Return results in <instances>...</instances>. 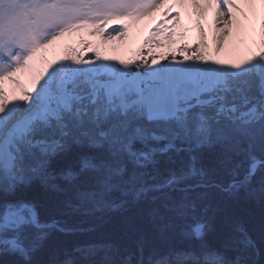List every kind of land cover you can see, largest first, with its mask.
<instances>
[{
	"label": "snow or ice",
	"instance_id": "1",
	"mask_svg": "<svg viewBox=\"0 0 264 264\" xmlns=\"http://www.w3.org/2000/svg\"><path fill=\"white\" fill-rule=\"evenodd\" d=\"M165 0H0V254L15 264H40L33 256L53 231L69 232L58 221L41 220L24 192L33 181L65 195L63 206L92 214L137 208L140 223L126 221L136 235L123 251L110 241L73 249L60 264H264V232L259 243L240 226L217 242L209 190L230 195L240 189L264 198V0H174L190 4L198 42L178 49L184 63L154 67L120 60L121 67L96 49L94 57L69 48L61 59L44 53L65 34L91 29L101 43L127 35ZM214 10L212 40L219 54L245 46L232 60L211 59L201 24ZM172 21L151 30L144 44L163 47L184 40ZM258 20V24L256 21ZM119 24V27L110 26ZM83 43V42H82ZM37 64L40 66L37 67ZM30 74V84L20 74ZM9 85L12 87L9 88ZM219 148L205 164L198 153ZM58 175L54 160H66ZM223 167L239 180L220 185ZM63 182V186L56 181ZM147 226L145 229L144 226ZM151 236V241L149 239ZM156 240L169 247L161 255Z\"/></svg>",
	"mask_w": 264,
	"mask_h": 264
},
{
	"label": "trees",
	"instance_id": "2",
	"mask_svg": "<svg viewBox=\"0 0 264 264\" xmlns=\"http://www.w3.org/2000/svg\"><path fill=\"white\" fill-rule=\"evenodd\" d=\"M142 53H143V58L148 59L149 61L150 56L148 55L146 57L145 51L144 52L142 51ZM198 155L201 156L205 164H209L213 162L214 160H216L217 158H219L221 155V152L219 148L211 149V150L202 149L200 150V153H198ZM71 160H72V157H69L66 160H54L53 165H52V170L54 174L58 175L59 170L63 166V164L65 162H70ZM241 176H242V169L237 174H232L230 169L219 167L215 175L213 176V179L216 183L226 186L228 185V182L234 179L239 180ZM56 182L58 184H61V186H63L62 181L57 180ZM252 187L257 189V192L255 194H250V192L245 191L244 189H240L239 191H236L234 194L240 195L238 198H236L237 200L234 198V194L230 195L216 188H212L209 190L211 205H212V208L215 210V218H214L215 231L210 233L208 236V239L211 242H214L220 239L223 233L227 231L230 227L237 226L239 225L240 221L244 220L243 222L245 224L244 228L246 229V231H250V234H251L250 236L259 243L261 234L262 232H264V198L260 196L259 191H258L259 178L253 181ZM24 195L28 199H31V198L35 199L38 207L40 208L39 209L40 213L43 214L44 217L48 216V218H50L51 220L58 219V221H63V222L71 221L70 225H73V226H75L76 220L77 221L81 220L80 218L74 220L72 216L67 215L73 210L66 213V210L68 211L70 209H67L63 206V201L66 198L64 194L48 191L39 183V181H33L32 185L28 189L25 190ZM103 213H105V215L107 216H110V217L103 219L102 225H104V227H107L108 225L110 226L116 225L115 223L121 222L122 225L125 226L124 231H127L128 233H130L128 237L123 238L124 240H118L117 242H112V243H114V245L117 246L119 244V241L124 242L126 246H123L120 244L123 247V249L124 248L133 249L136 235L128 230L126 221L140 223L137 218L138 209L129 208L127 211L120 212V213L119 212L117 213L116 211H112L111 213L101 212L102 215ZM233 214H234V217L232 216ZM232 217L237 218V219H234V223H233V220L231 222ZM84 220L91 221V222L96 221L93 213L89 214V216ZM253 222H255L257 227H254V225L252 224ZM259 222L263 224L261 225ZM144 227L145 229H147L146 225ZM118 228L119 227L112 229V231H110V234L112 236L115 235L118 237V232H119L117 231ZM56 235L54 236L52 235L53 236L52 238L56 237ZM149 239L151 241V236H149ZM70 243L71 242H68L67 245ZM153 246L155 248H159L160 252L167 251L169 247L167 242L160 241V240H157V242L154 241ZM54 261L52 262V264H57V263H54ZM10 262L12 263L16 261L11 260Z\"/></svg>",
	"mask_w": 264,
	"mask_h": 264
},
{
	"label": "rangeland",
	"instance_id": "3",
	"mask_svg": "<svg viewBox=\"0 0 264 264\" xmlns=\"http://www.w3.org/2000/svg\"><path fill=\"white\" fill-rule=\"evenodd\" d=\"M166 1H169L171 3L166 9H168L169 7L179 8V10H173L172 13H169V16H171L173 13L179 12L180 21L174 31L177 33L183 32L184 40L169 45L165 41L160 39L157 42L163 44V47H156L155 45H152L151 48H149V46L144 44V41L149 36L151 30H155L156 26L161 22H164V28L171 27L172 21L164 15V6ZM165 2L163 3L164 5H162L159 9H157L151 14V18H149V15H147L144 18L135 22L127 21L126 23L129 24V28L127 29V35L122 39L107 40L106 42L101 43V38L99 36L88 34L91 29H82L79 32L68 33L65 34L63 37H60L56 42H54L53 45L50 46L48 50H46L44 55H46L47 59L49 60L61 59L69 48H75L77 50H80L84 47V44H86L88 45V48L84 50L83 58H88L89 56L94 57L95 53L91 51V49H96L100 52L101 56L109 58L108 60L101 62L112 63L115 64L117 67H121V65L119 64L120 60L135 61V63H141L142 60L140 53L141 51L145 50H147L148 52L146 53V57L148 55L150 57L151 55H155L157 57V63L153 65L154 67H159L162 64L172 63L173 56H175L177 60H180L184 63H199L197 61L185 60L184 54L178 51L180 47L187 46L189 49L187 55H192V48L198 42V33L194 26L197 17H193L190 14L185 15V19L188 18V21L183 23V20H181L183 18V8L174 5V0H165ZM256 23L258 24V20L256 21ZM112 27H119V24H114L113 26H110L106 31H111ZM204 35L205 43L208 44L207 58L209 60L221 59L227 61L237 59L246 54L245 46L243 45L239 46L235 50L232 49V53H224L225 51H222L221 53L217 54L214 51V45L212 44V42L210 40H207V34ZM230 47L232 48V46L229 45L225 49ZM148 62L151 63V60L149 59ZM39 66L40 65L37 64V67ZM21 83L25 86H28L30 84V79L26 81H21ZM239 196L240 195L234 194L235 199ZM232 216L234 217V214ZM233 217L231 218V222L233 220L234 223V219L237 218ZM218 240L214 242H217ZM155 242H157V240Z\"/></svg>",
	"mask_w": 264,
	"mask_h": 264
},
{
	"label": "bare ground",
	"instance_id": "4",
	"mask_svg": "<svg viewBox=\"0 0 264 264\" xmlns=\"http://www.w3.org/2000/svg\"><path fill=\"white\" fill-rule=\"evenodd\" d=\"M171 3L169 1L165 2V6H164V11H166V8L170 5ZM164 5V4H163ZM175 5V4H174ZM173 5V6H174ZM180 7V6H179ZM183 18L181 20H183L182 22H187L188 18L185 19V15H192L193 17H197L194 13V10L191 8L190 4H185L183 7ZM173 10H179V8L172 7V11ZM169 15V14H168ZM164 17V16H161ZM187 17V16H186ZM149 18H151V14L149 15ZM213 18H214V10L213 9H209L205 15V17L203 19H201V24L204 30V34H207V40H210L213 43L212 40V32H213ZM187 24V23H185ZM208 24V25H207ZM233 48H227L225 49L224 53H232ZM20 79L21 81H26L28 79H30V74L29 73H24L22 75H20ZM12 86L9 85V88H11ZM257 178H259V176H257ZM256 178V179H257ZM235 180V179H234ZM233 181V180H232ZM232 181L228 182L231 183ZM30 200H32L36 205V201L35 199L31 198ZM37 209L39 211L41 220L43 221H52L50 218H48V216H45L43 214L40 213V208L37 205ZM60 211V210H59ZM69 211L72 210H66V213H68ZM111 213L112 211H106V213ZM117 213L119 212H124V211H116ZM68 216H72L73 219H81L80 221H75V226L70 225V222H63V221H58V219H56L55 221H58L62 226H65L69 229H73V231H69V232H59V231H53L51 232V234L49 235L48 239L46 241H44L42 248L34 254L33 256V260L40 262V264H52V262L54 260V263L60 264V262H62L65 258L66 255H70L73 251L74 248H76L77 246H81L90 242H95V241H110L112 242H117L118 240H124V237H128L130 233H128L127 231H124V225H122L121 222L119 223H115L116 225H108L107 227H104V225H102V221L104 218L110 217L105 215V213H103V215L101 214V211H97L95 213H93V215L95 216L96 221L95 222H91V221H86L84 219H86L89 214H84L82 211H72L69 214H67ZM249 219V218H248ZM250 220V219H249ZM251 221V220H250ZM244 220L240 221L239 225L240 227L244 228ZM261 225L263 223L259 222ZM254 225V227H257V225L255 224V222L252 223ZM119 227L117 231L118 232V238L115 235H111L110 231H112V229ZM245 229V228H244ZM246 230V229H245ZM256 230V229H254ZM57 234H55V233ZM248 234H250V231ZM54 235H56V237L52 238ZM68 242H71L70 244L67 245ZM127 242V241H125ZM114 244V243H113ZM123 246H126V244L124 242H120L117 245V247H119L122 251H123ZM162 248V247H161ZM157 251L163 255L165 252H160L159 248H156ZM104 253L103 252H99L97 253L95 256L91 257V259L95 260L97 262V264H102V261L104 259ZM57 257V258H56ZM19 258L15 255L12 254H0V264H15V262H10L12 261H17Z\"/></svg>",
	"mask_w": 264,
	"mask_h": 264
}]
</instances>
